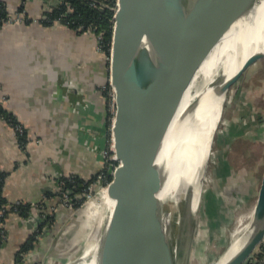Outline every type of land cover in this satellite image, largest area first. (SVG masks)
Segmentation results:
<instances>
[{
	"label": "crops",
	"instance_id": "obj_1",
	"mask_svg": "<svg viewBox=\"0 0 264 264\" xmlns=\"http://www.w3.org/2000/svg\"><path fill=\"white\" fill-rule=\"evenodd\" d=\"M0 1L8 13L22 4ZM55 6V0H25L24 12L34 21L0 24V92L6 114L0 115V193L4 201L27 205L24 214L9 210L0 219V231L3 225L6 230V238L0 234V264H39L42 256L46 264L56 263L51 249L56 233L67 228V235L57 238L64 240L82 227L81 212L60 199L59 179L97 181L106 165L103 86L109 62L96 50L93 36L46 21ZM6 116L23 126V135Z\"/></svg>",
	"mask_w": 264,
	"mask_h": 264
},
{
	"label": "water",
	"instance_id": "obj_2",
	"mask_svg": "<svg viewBox=\"0 0 264 264\" xmlns=\"http://www.w3.org/2000/svg\"><path fill=\"white\" fill-rule=\"evenodd\" d=\"M221 1L117 0L109 83L115 90L116 110L110 129L119 163L107 165L111 176L108 182H115L117 189L101 227L98 264L190 262L199 212L198 206L192 208L195 191L184 192L178 222L170 237L166 232L165 201L161 195L165 167L160 155L177 107V102L174 106L171 102L182 94L185 82L184 77H175L171 71L163 73L167 67L165 61L160 72L158 66ZM254 1L249 0L235 10L230 24L247 13ZM258 54L264 57L259 51L247 59L251 61ZM235 76L236 73L227 88ZM99 185L104 186L101 179L97 180ZM260 198L263 207L258 209L253 225L264 222V183ZM263 238L264 228L255 231L223 264H242Z\"/></svg>",
	"mask_w": 264,
	"mask_h": 264
},
{
	"label": "bare ground",
	"instance_id": "obj_3",
	"mask_svg": "<svg viewBox=\"0 0 264 264\" xmlns=\"http://www.w3.org/2000/svg\"><path fill=\"white\" fill-rule=\"evenodd\" d=\"M248 1L222 0L193 26L158 66L160 72L165 61L167 67L163 73L171 71L175 77H184L185 82L182 94L172 99L171 103L174 106L177 102V107L160 155L165 167L161 195L165 201L168 237L178 222L185 191H195L192 208L199 207L202 187L209 180L207 169L209 155L212 156V138L221 120L227 87L239 67L238 60H245L259 51L264 54V0H255L247 13L230 24L235 10ZM116 189L115 182L106 183L89 199L88 220L93 224L109 214ZM262 207L263 199L260 198L249 212L237 215L228 245L212 264H223L255 231L264 228V222L256 225L252 222ZM100 232L98 236L89 232L76 260L66 264H98ZM194 252L193 245L189 264ZM249 256L242 264L249 261Z\"/></svg>",
	"mask_w": 264,
	"mask_h": 264
},
{
	"label": "rangeland",
	"instance_id": "obj_4",
	"mask_svg": "<svg viewBox=\"0 0 264 264\" xmlns=\"http://www.w3.org/2000/svg\"><path fill=\"white\" fill-rule=\"evenodd\" d=\"M238 62L236 76L226 92L221 120L212 138V156L207 169L209 180L202 187L193 240L195 252L190 264H212L222 255L237 215L249 212L264 183V57L258 54L251 61L246 58ZM110 126L109 122V136ZM99 176L106 185L105 177ZM100 188V185L96 186L90 195L84 194L83 205H78L82 227L73 230V234L68 233L69 238L64 240L57 238L61 234V237L67 235V228L56 233L55 247L51 245L52 250L55 248L54 264L76 260L88 233L98 236L104 219L94 224L89 221L87 205ZM45 257L40 258L39 264H46ZM249 263L264 264V238L251 252L246 264Z\"/></svg>",
	"mask_w": 264,
	"mask_h": 264
},
{
	"label": "built area",
	"instance_id": "obj_5",
	"mask_svg": "<svg viewBox=\"0 0 264 264\" xmlns=\"http://www.w3.org/2000/svg\"><path fill=\"white\" fill-rule=\"evenodd\" d=\"M25 1L22 2V5L24 4ZM56 2V6L55 7H61L62 8V12L59 16L57 17H47L46 16V20L50 23L54 22V21H60L62 22L64 25L68 26V24H72L73 21L66 19V16L70 15L73 12V6L70 4L69 0H55ZM94 3H96V7H98L99 9H103V8H110L113 11V15H112V28L114 25V13L115 10L117 8V0H114V3L112 6H109V4L106 1H99V2H91L90 5L93 6ZM35 19H31L28 18L24 12V9L22 8L21 10H17L14 13H8L5 17L0 19V22L2 23H20V22H26V21H34ZM75 30L79 31V33L83 34V35H87V36H93L95 38V48L97 51L101 52L104 55H108L106 58L109 60L108 62H110V54H111V42H112V38L109 42H105L104 41V36H103V32L102 31H98L96 32V27L93 25L92 22L90 23H78L75 26ZM109 81V79H108ZM103 90L106 93V98H107V102H108V123L110 122V125H112V122L114 120L115 117V110H116V105H115V90L113 88V86L107 82L106 85L103 86ZM4 101V97L2 95V93L0 92V105L2 104V102ZM2 118H4L3 116H1ZM6 120L13 125L14 129L18 132V134L21 136L24 133V128L20 123H15L11 118H6ZM111 127V126H110ZM110 130V136H111V129ZM108 139V145L107 148L105 150V154H106V167L109 163H114V165L116 166L119 161L116 160L115 158V154H114V150H113V140H112V136ZM111 161V162H110ZM101 175L103 177H105L104 173L101 172ZM68 183L66 180L59 179L58 182V187H59V196L61 201L69 206L74 208L75 211L79 210V206H82L83 203L80 202L79 206L74 207V200L75 198L78 197V195L75 194V192H73V190L70 188L71 186L75 185V178L70 177L68 178ZM107 183V182H106ZM84 194H91L90 190H89V186L84 188V192L82 193V196L84 197ZM1 197V194H0ZM21 202L20 201H15V202H7V201H1L0 199V219H3L7 213V211L9 210H13L16 212H20L19 208H20ZM1 237L2 238H6V230L3 227H1V231H0Z\"/></svg>",
	"mask_w": 264,
	"mask_h": 264
},
{
	"label": "trees",
	"instance_id": "obj_6",
	"mask_svg": "<svg viewBox=\"0 0 264 264\" xmlns=\"http://www.w3.org/2000/svg\"><path fill=\"white\" fill-rule=\"evenodd\" d=\"M23 1L25 0H22V2ZM99 1H106L109 4V6H112L114 3V0H69L70 4L73 6V12L70 15L66 16V19L73 21V23L68 24V26L73 28L74 30H75V26L78 23L92 22L93 25L96 27V32L102 31L103 36H104V41L109 42L112 38V30H113L112 23L113 22L111 19H112L113 11L108 7L104 8V10H101L98 7H96L95 5L96 3H94L93 6L90 5L91 2H99ZM23 5L21 4L18 10H21L23 8ZM62 8L63 6L52 8V10L46 13L47 17L53 18V17L59 16L62 12ZM7 14H8V11L6 10L4 3L0 1V19L5 17ZM0 24H2V22H0ZM77 32L79 33V31ZM0 115H6L1 105H0ZM8 118H11L15 123L17 122V120L12 116L7 117V119ZM102 172L105 174V180L109 181L111 179V176L108 175L107 173L106 165H105V168L102 170ZM70 177L75 178V185L71 186L70 188L73 190V192H75L76 195H78V197L75 198L74 200L75 201L74 207H76L83 200L82 192L84 191V188L88 187V185L91 184V188L92 190H94V188H96L95 186H97V181H95L96 177L92 178L88 182L82 181L76 176L75 177L74 176L63 177V179L66 180L68 183V180H69L68 178ZM2 178L3 176L0 173V180ZM0 199L1 201H3L2 196L0 197ZM19 209H20L19 210L20 213L24 214L27 211V205L21 204Z\"/></svg>",
	"mask_w": 264,
	"mask_h": 264
}]
</instances>
